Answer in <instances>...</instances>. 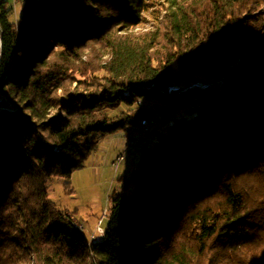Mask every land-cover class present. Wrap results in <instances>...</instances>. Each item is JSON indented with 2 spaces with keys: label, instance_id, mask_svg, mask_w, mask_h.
<instances>
[{
  "label": "trees",
  "instance_id": "16d2710c",
  "mask_svg": "<svg viewBox=\"0 0 264 264\" xmlns=\"http://www.w3.org/2000/svg\"><path fill=\"white\" fill-rule=\"evenodd\" d=\"M17 1L0 0V264H264V0ZM180 108L88 238L48 181L71 193L101 138Z\"/></svg>",
  "mask_w": 264,
  "mask_h": 264
},
{
  "label": "rangeland",
  "instance_id": "374dc122",
  "mask_svg": "<svg viewBox=\"0 0 264 264\" xmlns=\"http://www.w3.org/2000/svg\"><path fill=\"white\" fill-rule=\"evenodd\" d=\"M11 1L17 12L18 1ZM152 21L154 19L151 17L148 29H155ZM129 137L117 133L101 138L98 150L88 157L84 168L73 173L70 180L71 193L66 190L62 178L54 177L48 181L49 198L71 216H75V221L84 229L88 238L104 235L113 199L133 188V184H129L128 180L136 172L142 159L141 154L128 156L118 168L113 167L117 157L124 153ZM112 140H116V143L113 144ZM119 140L122 143L126 141L123 150L117 145Z\"/></svg>",
  "mask_w": 264,
  "mask_h": 264
},
{
  "label": "built area",
  "instance_id": "2783aa9c",
  "mask_svg": "<svg viewBox=\"0 0 264 264\" xmlns=\"http://www.w3.org/2000/svg\"><path fill=\"white\" fill-rule=\"evenodd\" d=\"M187 110L188 109L186 108L173 109L164 113L152 114L141 119L138 124L131 128L130 137L128 138L125 151L122 155L117 157L113 163V167L118 168L128 156H131L134 152L142 150V142L153 138L150 137V130H157L158 133L159 126L166 125L171 121H176V113L186 112Z\"/></svg>",
  "mask_w": 264,
  "mask_h": 264
},
{
  "label": "bare ground",
  "instance_id": "6f19581e",
  "mask_svg": "<svg viewBox=\"0 0 264 264\" xmlns=\"http://www.w3.org/2000/svg\"><path fill=\"white\" fill-rule=\"evenodd\" d=\"M0 55H1V38H0ZM186 113H190V115H193L194 112L193 111L189 112L188 110L186 112H177L176 113V120ZM174 122L175 121H171L166 125L159 126L158 127V133H157V130H150V137H153V138L146 140V141H143L142 142V150H139L138 152H134L132 155L141 153L145 148L151 146L155 142V140L159 137V135L166 132L167 129L169 127H171ZM81 229L84 230L83 228H81Z\"/></svg>",
  "mask_w": 264,
  "mask_h": 264
},
{
  "label": "crops",
  "instance_id": "0c3cea01",
  "mask_svg": "<svg viewBox=\"0 0 264 264\" xmlns=\"http://www.w3.org/2000/svg\"><path fill=\"white\" fill-rule=\"evenodd\" d=\"M112 143L115 144L116 140H112ZM125 144H126V141H124V143H122L120 140L119 142H117V145H119L122 150L124 149Z\"/></svg>",
  "mask_w": 264,
  "mask_h": 264
},
{
  "label": "water",
  "instance_id": "95a60500",
  "mask_svg": "<svg viewBox=\"0 0 264 264\" xmlns=\"http://www.w3.org/2000/svg\"><path fill=\"white\" fill-rule=\"evenodd\" d=\"M0 65H1V55H0Z\"/></svg>",
  "mask_w": 264,
  "mask_h": 264
}]
</instances>
